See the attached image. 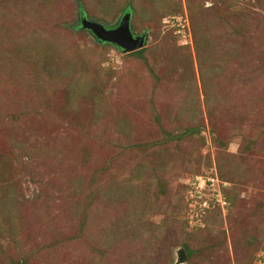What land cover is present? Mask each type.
<instances>
[{"label": "rangeland", "instance_id": "rangeland-1", "mask_svg": "<svg viewBox=\"0 0 264 264\" xmlns=\"http://www.w3.org/2000/svg\"><path fill=\"white\" fill-rule=\"evenodd\" d=\"M0 264H264V0H0Z\"/></svg>", "mask_w": 264, "mask_h": 264}, {"label": "water", "instance_id": "water-1", "mask_svg": "<svg viewBox=\"0 0 264 264\" xmlns=\"http://www.w3.org/2000/svg\"><path fill=\"white\" fill-rule=\"evenodd\" d=\"M130 12H125L113 25H104L96 21L81 18L80 27L88 30L99 42L109 43L123 52H132L146 44L145 33L137 34L130 28ZM178 263L186 261V254L182 248L177 251Z\"/></svg>", "mask_w": 264, "mask_h": 264}, {"label": "trees", "instance_id": "trees-1", "mask_svg": "<svg viewBox=\"0 0 264 264\" xmlns=\"http://www.w3.org/2000/svg\"><path fill=\"white\" fill-rule=\"evenodd\" d=\"M189 8H190V5H189ZM76 27L81 28L80 24L76 25ZM91 36L93 35L91 34ZM94 39L96 40L95 37ZM196 45H198L197 41H196ZM144 50L145 49L143 47L138 50L132 51L131 53L141 55ZM195 128H193V131L195 130ZM199 177L204 179L205 181L203 180V183L201 184L199 180H195L194 183L197 186L196 188L197 191L199 188H201L202 190L208 189L210 192V196L208 200L203 199L201 201V207H204L203 209H207V210H210L211 208H218V210H223L225 206H228V202H229V198H228L229 184H227L228 181L238 184V185L242 184V181L237 180L235 177L226 175L225 172H220L219 170H215V169L211 170L210 172H207L203 176L202 175L196 176V178H199ZM217 198H219V200ZM205 201H206L205 206H202V204ZM184 249H185L186 254L189 257L193 254V251L190 250L186 244H184Z\"/></svg>", "mask_w": 264, "mask_h": 264}, {"label": "built area", "instance_id": "built-area-1", "mask_svg": "<svg viewBox=\"0 0 264 264\" xmlns=\"http://www.w3.org/2000/svg\"><path fill=\"white\" fill-rule=\"evenodd\" d=\"M219 200V198H217Z\"/></svg>", "mask_w": 264, "mask_h": 264}]
</instances>
